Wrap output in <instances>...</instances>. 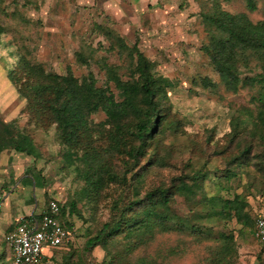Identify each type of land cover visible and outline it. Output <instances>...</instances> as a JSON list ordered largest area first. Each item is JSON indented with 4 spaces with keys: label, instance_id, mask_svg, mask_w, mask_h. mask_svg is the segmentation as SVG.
<instances>
[{
    "label": "rangeland",
    "instance_id": "374dc122",
    "mask_svg": "<svg viewBox=\"0 0 264 264\" xmlns=\"http://www.w3.org/2000/svg\"><path fill=\"white\" fill-rule=\"evenodd\" d=\"M136 1L2 0L0 6L5 12L14 11L15 14L0 15V23L5 28L0 34V68L6 72L12 68L21 51L46 71L60 74L68 65L75 77L80 78L91 71L96 77V85H103V73L94 61L87 65L75 62L77 50L89 45L96 47L95 59L105 57L109 63H119L115 54L97 48L98 43L105 46L106 42L97 33L96 24L111 28L128 45L137 40L139 50L152 62V72L170 81L167 95L169 119L172 120L157 143V154L162 157L163 166H153L145 171L137 183L138 195L156 186H169L177 178L202 166L201 170L208 171L202 185L207 196L240 194L249 215H264V192H257L264 186V180L253 166L256 158L248 156L234 178L214 177L220 175L227 167L228 159L236 154V144L230 138L232 121L238 118L249 123L255 119L257 108L251 103V91L247 88L230 92L221 85L208 89L190 83L191 78L197 76H208L217 82V76L201 50L205 31L198 13L204 0H140V4ZM221 6L231 13H245L252 22L264 20V0H258L253 11L245 8L243 0L222 1ZM244 72L251 74L247 70ZM12 88L14 92L5 101L20 110L21 128L34 146V153L28 159V174L39 182L40 186L36 187L38 198L40 202H46L53 197L63 204L83 185L78 176L81 167L77 165L78 169H75L65 163L64 149L57 140L54 125L39 127L28 120L24 101L17 97L14 86ZM89 118L97 123L104 115L96 112ZM245 126L248 131L241 130L242 135L248 134L245 141L258 151H264V141L258 139L249 124ZM99 144L104 146L103 141ZM121 158L114 159L115 165L121 166ZM200 196L197 193L194 201H189L175 193L169 201V210L177 218L175 221L182 223L181 229L154 231L148 241L131 248L130 244L135 241L131 240L125 247L128 238L120 233L111 237L106 247L98 245L86 252L84 241L110 217L112 201L133 198L130 189L107 183L93 201L76 204L81 218L66 216L72 230L68 243L51 249L49 259H44L41 264H62L63 256L67 257L69 252L72 253L69 258L72 264H106L114 255L119 256L121 264H221L216 261L224 243L220 232L231 233L233 242L230 246L235 249L229 253L226 264H264V253H258L259 246L248 228H240L233 218L225 221L205 218L207 206L204 202H196ZM3 234L4 231L0 232V253L4 254L1 264H8L10 251L9 248L7 253L4 250Z\"/></svg>",
    "mask_w": 264,
    "mask_h": 264
},
{
    "label": "trees",
    "instance_id": "16d2710c",
    "mask_svg": "<svg viewBox=\"0 0 264 264\" xmlns=\"http://www.w3.org/2000/svg\"><path fill=\"white\" fill-rule=\"evenodd\" d=\"M222 1L227 0H204L198 13L205 31L201 50L217 76V82L208 76H197L192 77L190 83L208 89L221 85L230 92L241 87L251 91V103L257 108L255 119L248 123L246 119L234 118L230 138L236 144V154L228 159L227 167L220 175L214 177L227 180L236 177L239 167L252 155L257 159L253 166L264 180V151H258L245 141L247 133L241 134L242 129L245 130L243 132L248 131L245 125L249 124L258 139L264 141V20L252 22L243 12L224 10ZM257 1L243 0V3L248 11H253ZM14 14V11L7 14L0 6V15ZM95 28L106 42L105 46L98 43L97 48L115 54L119 63H109L105 57L95 59L93 52L96 47L89 45L77 50L75 62L87 65L94 61L103 73V85H96V77L91 71L80 78L75 77L68 65L60 74L46 71L21 51L15 65L6 72L17 97L24 101L28 120L39 127L54 125L57 140L64 149L62 157L65 163L75 169H78L77 165L81 167L78 176L83 182L82 187L63 204L58 202L55 219L60 227L69 236L72 230L66 216L81 218L76 204L93 201L110 183L130 189L133 198L123 199V202L112 201L110 217L84 241L86 252L98 245L106 247L109 239L120 233L128 238L125 247L131 240L135 241L130 244L131 248L148 241L154 231L181 229L182 223L176 222L177 218L169 210V201L175 193L189 201H194L197 193L201 194L196 202H204L207 206L205 218L224 221L233 218L240 228L247 227L253 235L254 216L245 211L247 204L244 198L240 194L207 196L202 185L208 171L201 170L202 166L177 178L169 186H156L138 195L137 183L145 171L153 166H163V159L157 154V143L172 122L167 95L170 81L152 72V62L139 50L137 40L128 45L111 28L97 24ZM4 32L5 28L0 23V34ZM21 47L24 49L23 45ZM96 112H102L104 119L94 123L89 116ZM0 141L6 142L14 151L34 153L27 133L14 130L1 120ZM100 141L104 146L99 144ZM117 156L122 157L121 166L115 165ZM257 192L263 193L264 186H260ZM219 236L224 243L216 261L226 264L229 253L235 250L230 246L233 239L231 233L220 232ZM256 243L258 253H264V248ZM2 245L7 253L4 236ZM71 255L66 253L67 257L64 255L61 263L72 264L69 260ZM3 258L4 254L0 253V264ZM41 263H44L43 259ZM106 264H121L119 256L114 255Z\"/></svg>",
    "mask_w": 264,
    "mask_h": 264
},
{
    "label": "crops",
    "instance_id": "0c3cea01",
    "mask_svg": "<svg viewBox=\"0 0 264 264\" xmlns=\"http://www.w3.org/2000/svg\"><path fill=\"white\" fill-rule=\"evenodd\" d=\"M139 1L137 0L136 4H140ZM4 72L6 71L0 68V87L5 89L8 94L6 96L0 89L1 121L14 130H22L20 110L12 108V104L5 101L11 97L14 91L6 75H3ZM30 156L32 155L14 151L6 142L0 141V232L4 231L3 236L14 228L15 222L20 217H28L33 214L38 218L41 211L46 209L47 203L40 202L38 198L36 190V187L40 186L38 180L28 174ZM34 194L37 196L36 200ZM50 199L55 198L51 197ZM50 250L46 247L43 249V260L49 259Z\"/></svg>",
    "mask_w": 264,
    "mask_h": 264
},
{
    "label": "built area",
    "instance_id": "2783aa9c",
    "mask_svg": "<svg viewBox=\"0 0 264 264\" xmlns=\"http://www.w3.org/2000/svg\"><path fill=\"white\" fill-rule=\"evenodd\" d=\"M58 210V201L50 199L38 218L30 214L17 219L14 228L4 235L10 251L9 264H40L45 247L53 249L68 243L69 236L55 219ZM253 225V237L264 248V217L255 215Z\"/></svg>",
    "mask_w": 264,
    "mask_h": 264
}]
</instances>
